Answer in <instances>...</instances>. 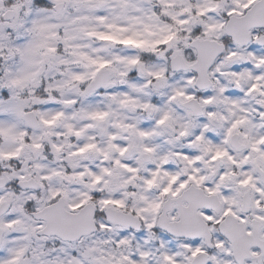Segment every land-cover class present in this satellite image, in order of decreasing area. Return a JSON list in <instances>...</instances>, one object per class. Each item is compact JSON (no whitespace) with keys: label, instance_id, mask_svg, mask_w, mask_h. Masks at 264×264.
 I'll return each instance as SVG.
<instances>
[{"label":"snow or ice","instance_id":"obj_1","mask_svg":"<svg viewBox=\"0 0 264 264\" xmlns=\"http://www.w3.org/2000/svg\"><path fill=\"white\" fill-rule=\"evenodd\" d=\"M0 264H264V0H0Z\"/></svg>","mask_w":264,"mask_h":264}]
</instances>
